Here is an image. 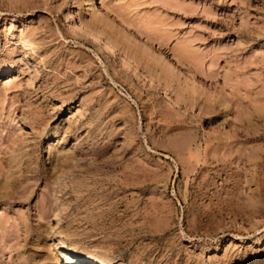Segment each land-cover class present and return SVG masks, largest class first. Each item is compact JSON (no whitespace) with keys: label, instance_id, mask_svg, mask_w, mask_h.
Returning <instances> with one entry per match:
<instances>
[{"label":"rangeland","instance_id":"1","mask_svg":"<svg viewBox=\"0 0 264 264\" xmlns=\"http://www.w3.org/2000/svg\"><path fill=\"white\" fill-rule=\"evenodd\" d=\"M88 1L0 0V264H264V0Z\"/></svg>","mask_w":264,"mask_h":264},{"label":"bare ground","instance_id":"2","mask_svg":"<svg viewBox=\"0 0 264 264\" xmlns=\"http://www.w3.org/2000/svg\"><path fill=\"white\" fill-rule=\"evenodd\" d=\"M89 3H91V2H89ZM2 14H4V13H2ZM72 24L74 25L75 28L77 27L78 30L83 31V33L86 32L85 33L86 35H87V33H91L93 35V37L97 39L96 41H101V39H100L101 35L99 33H96L97 31L94 32L95 30L93 31L92 29H90L89 25L86 24L85 22H83L81 25H77L74 22ZM13 36H15V35H13ZM20 36L22 37V41L24 40V43H26V45H24L25 47H29V46H27V43L29 45L31 44L30 46H32V35H31V33H29L28 31L23 30L21 32ZM101 43H103V42L101 41ZM105 44H106L105 47H109L110 52H111V50L115 51V46L111 42H106L105 41ZM25 54H27V53H25ZM55 259H56L57 264H63V261L60 260V257L56 256ZM70 263L71 264H97L92 257L86 256V255H82V254H79V253H72L70 255L67 254V261H66V263L64 262V264H70Z\"/></svg>","mask_w":264,"mask_h":264}]
</instances>
